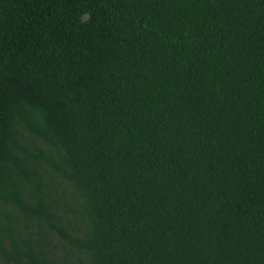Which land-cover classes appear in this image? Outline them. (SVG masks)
<instances>
[{"label":"trees","instance_id":"obj_1","mask_svg":"<svg viewBox=\"0 0 264 264\" xmlns=\"http://www.w3.org/2000/svg\"><path fill=\"white\" fill-rule=\"evenodd\" d=\"M0 264H264V0H0Z\"/></svg>","mask_w":264,"mask_h":264}]
</instances>
